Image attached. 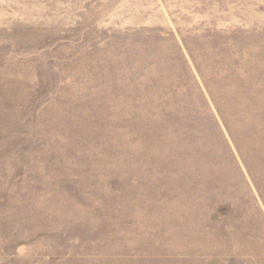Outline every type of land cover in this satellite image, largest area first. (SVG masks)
<instances>
[{"label":"rangeland","instance_id":"374dc122","mask_svg":"<svg viewBox=\"0 0 264 264\" xmlns=\"http://www.w3.org/2000/svg\"><path fill=\"white\" fill-rule=\"evenodd\" d=\"M0 264H264V0H0Z\"/></svg>","mask_w":264,"mask_h":264}]
</instances>
